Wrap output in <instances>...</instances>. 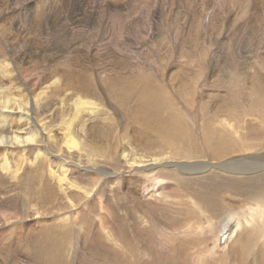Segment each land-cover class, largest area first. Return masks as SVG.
Segmentation results:
<instances>
[{
  "label": "bare ground",
  "instance_id": "bare-ground-1",
  "mask_svg": "<svg viewBox=\"0 0 264 264\" xmlns=\"http://www.w3.org/2000/svg\"><path fill=\"white\" fill-rule=\"evenodd\" d=\"M51 1L44 11V0H0V264H247L254 248L252 264H264V53L248 68L210 70L200 91L207 50L171 49L178 62L169 66L168 47L150 54L178 32V17L156 21L154 1L83 0L77 10L74 0ZM240 2L251 18L264 14L258 0ZM140 9L150 10L149 31L145 18L129 27ZM208 10L188 17L198 45L215 32ZM96 17L113 39L88 26ZM198 94L214 100L203 129L175 103L185 96L194 106ZM132 124L143 149L122 134ZM186 210L196 227L183 224Z\"/></svg>",
  "mask_w": 264,
  "mask_h": 264
},
{
  "label": "rangeland",
  "instance_id": "rangeland-1",
  "mask_svg": "<svg viewBox=\"0 0 264 264\" xmlns=\"http://www.w3.org/2000/svg\"><path fill=\"white\" fill-rule=\"evenodd\" d=\"M127 0H125V1H123V3L124 2H126ZM151 1V0H150ZM152 1H154L153 3H152V5L150 6V8L152 9V11H154V12H156V14L157 15H159V19H156V21H161V20H165V18H167V21H170L171 19H174V21L176 22V18L178 17V20H177V24L176 25H178V26H176V27H178L177 29V31L178 32H176L175 33V35L177 36V38H176V36L174 37V41L172 40H170V42L168 43V45L167 44H165L164 46H163V48H154V49H151L150 50V54H152V53H156V49H159V50H161L160 51V53H162V52H165V49L168 47V52H167V54H166V56L165 57H163V62H162V64L163 65H168L169 66V64L171 63V62H178V60H177V58H176V56H177V54H174L173 55V53H171V49H174V50H177V51H179L181 48L180 47H182L183 45H185L186 46V48L188 49V50H192V51H194L193 52V54H197V53H200V51L202 52V51H204V50H207L208 52L206 53V57L208 58V60L211 62L209 65H208V70H207V73H203L202 74V77H200L199 78V82H197L196 83V86L198 87L197 89H199L200 91H203L204 89H207L206 88V85H208V83H207V81H205V79L207 78V75H213L214 73H211L210 72V70H212V69H214V68H216V67H221V69H223V70H225L226 68H229L228 66H229V63H232V61H235L237 64L238 63H240V62H242V63H240L239 65L242 67V66H244V67H247L248 68V66H250V63H251V56L253 55V54H255V53H264V31H263V29H264V14H260V15H258L257 16V18L256 19H253V18H251L250 17V12H252V11H249V12H247L246 13V11L245 10H243V9H245V6H243V4L240 2V3H238L239 2V0H238V2H229V1H227L226 0V2H225V5H224V2L223 3H218L216 0L214 1V0H185V1H183V0H179V1H176L175 3H174V5H173V7L171 8L170 7V4H166L167 6H165L166 7V9L164 8V7H162L161 8V6H160V4H159V0H152ZM206 1V2H205ZM225 1V0H224ZM183 2V3H182ZM216 2V3H215ZM260 2H261V4H260ZM52 1L51 0H44V2L42 3V8H45V9H43L44 11L45 10H48L49 9V7L52 5ZM157 3V4H156ZM229 5H228V4ZM231 3V4H230ZM237 3V4H236ZM258 5H257V7H259V8H264V0H258ZM82 4H83V0H74V9L75 10H77L79 7H80V5L82 6ZM155 4V5H154ZM198 4L200 5V6H198ZM202 4H205V5H207L208 6V11H207V17H209L210 18V21H211V23H213V24H215V32L213 33V35L209 38V40L211 41V43L210 44H208L207 42H205L204 44H203V42L202 43H199V45H198V43L197 42H195V40L193 39V37H192V35H194V33L195 32H193L192 30L193 29H190L191 27L189 26V15L191 16V15H195L196 13L198 14V12L200 11V8L202 7ZM217 4H218V6H217ZM239 4H241V5H239ZM241 7V9H240V7ZM198 6V7H197ZM254 5L251 3V7H253ZM262 6V7H261ZM156 7V8H155ZM158 7V8H157ZM179 7V8H178ZM182 7H183V9H182ZM195 7V8H194ZM210 7V8H209ZM214 7V8H213ZM234 7V8H233ZM243 7V8H242ZM160 8H161V11H160ZM178 8V9H177ZM186 10H185V9ZM221 9V10H220ZM236 9H238V10H236ZM141 10V11H140ZM139 10V12H136V14H134V15H132V17H130V20H128V24H129V27H134L135 25H136V27H137V25H138V21H140L139 19L141 18V22H143L145 19H146V23H145V28L147 29L148 28V31L150 30V25H152V23H151V19H152V16H151V13H148V12H150V10L149 11H142V9H140ZM168 12H167V11ZM173 11V13H170V11ZM182 10V11H181ZM184 10V11H183ZM190 10V11H189ZM215 10V11H214ZM242 10V11H241ZM177 11H179V12H177ZM233 11V12H232ZM245 11V12H244ZM56 12H58V13H56ZM62 12H64V11H62L61 10V8H57L56 10H55V13H56V15H60V14H62ZM144 12V13H143ZM147 12V13H146ZM241 12V13H240ZM141 13V14H140ZM214 13V14H213ZM140 14V15H139ZM247 14V15H246ZM89 15V14H88ZM175 15V16H174ZM178 15V16H177ZM84 16V14L81 16V17H83ZM141 16V17H140ZM137 17V18H136ZM54 17H51V20L55 23V25H58V24H60V23H58L60 20H62V17H60L59 19H53ZM85 18H86V15H85ZM145 18V19H144ZM219 18V19H218ZM249 18V19H248ZM98 19H99V17H96V18H94L93 20H90L89 21V23H88V26L90 27V28H94L95 26L97 27V25H98V29H100V30H105V31H103V33H105V36L107 35L108 37L107 38H112L113 36V32H112V30L110 29V30H107V28L105 27V24L104 23H102V22H100V21H98ZM150 19V20H149ZM169 19V20H168ZM217 19H218V21H217ZM229 19V20H228ZM58 21V22H57ZM132 21H133V23H132ZM136 21V23L134 24V22ZM208 21V20H207ZM223 21V22H222ZM262 23H261V22ZM88 22V21H87ZM230 22V23H229ZM53 23V24H54ZM100 23V24H99ZM188 23V24H187ZM31 25L30 24V22H28L27 23V25ZM90 24V25H89ZM217 24V25H216ZM219 24V25H218ZM224 24V25H223ZM229 24H230V26H229ZM244 24V25H243ZM133 25V26H132ZM187 25H188V27H187ZM225 27V28H223V26ZM59 26V25H58ZM92 26V27H91ZM111 26V25H110ZM110 26L108 27V29L110 28ZM172 26V25H171ZM181 26H183V27H181ZM228 26H229V28H228ZM245 26V27H244ZM127 28V30H128V32L123 36V39H124V37H126L127 36V34H129L130 33V28ZM106 28V29H105ZM179 28H181V29H179ZM188 28V29H187ZM217 28H218V30H217ZM221 28H223V30L221 29ZM232 28V29H231ZM235 30H234V29ZM259 28V29H258ZM236 29H237V31H236ZM257 29V30H256ZM263 31H261V30ZM233 30L235 31L234 33H233ZM241 30V31H240ZM257 32H256V31ZM38 31H40V29H39V27H38ZM220 31H222V33L220 34ZM180 32V33H179ZM226 32V33H225ZM241 32V33H240ZM262 32V33H261ZM48 33H53L52 32V30H50V29H48ZM84 33H85V35L82 37V39H84V40H86L85 39V37L86 38H88V36H87V32H86V29H84ZM174 33V31L172 32V34ZM239 33V34H238ZM218 34L219 35H221V36H219V37H221L222 39H223V37H224V39H225V37H228L229 39H231L232 40V42H233V44H231V40L229 41V43L228 44H231L233 47H231V45H229V50L231 49V51H227L228 49H227V46H223L222 45V39H220V42L216 39L217 38V36H218ZM226 34V35H225ZM234 34V35H233ZM236 34V35H235ZM230 35H232V36H230ZM134 35H131L130 37L128 36V38H130V39H132V40H134L135 41V39H136V35L133 37ZM235 36V37H234ZM53 37V35H51L50 36V42H51V44L54 46V47H56V48H58V49H63V47L64 46H62V44H63V40H61V38H60V36L58 37V38H60V39H58V40H55V38L53 39L52 38ZM134 38V39H133ZM186 38V39H185ZM261 38V39H260ZM113 39V38H112ZM180 39H182V40H180ZM240 39V40H239ZM88 40V39H87ZM189 40V41H188ZM216 40V41H215ZM239 40V41H238ZM60 42V43H56V42ZM182 41H184L183 43H185V44H183L182 43ZM193 41V42H192ZM216 42V43H215ZM239 42V43H238ZM172 43V44H171ZM180 43V44H179ZM261 43V44H260ZM56 44H58V46L56 45ZM202 45V47H201V45ZM219 45V46H217V45ZM260 44V45H259ZM182 45V46H181ZM190 45V46H189ZM212 45H214V46H212ZM209 46H210V48H209ZM212 46V47H211ZM194 48V50L192 49V48ZM203 47H204V49H203ZM207 47V48H206ZM224 47V48H223ZM222 48V49H221ZM257 48V49H256ZM219 49V50H218ZM225 49V50H224ZM255 52H254V51ZM263 50V51H262ZM52 51H54V48H53V50ZM241 51V52H240ZM196 52V53H195ZM234 52V53H233ZM248 52V53H247ZM211 53H212V55H211ZM253 53V54H252ZM214 54V55H213ZM234 54V55H233ZM248 54V56H246ZM208 55H209V57H208ZM225 55H227V56H225ZM231 55H233L232 57H231ZM230 56V57H229ZM237 58H236V57ZM211 57V58H210ZM229 57V58H228ZM241 57V58H240ZM249 57V58H248ZM172 60H171V59ZM219 58V59H218ZM246 58V59H245ZM220 59H222V61L220 60ZM228 59H230V60H228ZM234 59H236V60H234ZM212 60V61H211ZM215 62H214V61ZM225 60V62H223ZM245 62H244V61ZM171 61V62H170ZM238 61H240V62H238ZM220 62V64H217V63H219ZM227 62V63H226ZM228 65V66H227ZM247 65V66H246ZM224 68H223V67ZM109 68V67H108ZM179 70H182V68H172L171 69V73L172 72H175V71H178L179 72ZM189 73H194L195 72V70H196V68L195 67H189V68H187L186 69ZM223 70H221L222 72H223ZM215 72V73H218V75L219 74H221L222 72ZM249 71V70H248ZM111 72V71H110ZM109 72V73H110ZM180 74V73H179ZM207 74V75H206ZM204 76V77H203ZM218 78V76H216L214 79H217ZM204 83V84H203ZM206 83V84H205ZM220 84H224L223 82L221 83L220 82ZM222 89H223V87H222ZM167 90H168V88H167ZM199 91V92H200ZM224 92H225V90H224ZM198 97L196 98V102H195V104H194V106H191V105H193V104H191L192 103V101L190 100V99H188V98H186L185 96L184 97H182V98H177V100L175 101V103L177 104V107L179 108V114H180V116L182 117L183 115V119L188 123V124H190V126H192V127H196L197 125V127L196 128H198V129H203V127H204V124L206 123V122H209V114L207 113V110H209V108H211L212 107V105H213V98H208V97H204V96H202L201 94H198L197 95ZM188 101H187V100ZM187 101V102H186ZM191 102V103H190ZM202 102H205V108H206V110L204 109V107H202ZM257 108V107H256ZM245 109H246V107H245ZM251 113V114H250ZM264 113V112H263ZM244 114H249L250 116L248 117L249 119H252V118H256L257 120L258 119H260L259 117H260V115H261V117L263 116L261 113H260V111H257L256 109H254L253 111L252 110H248V109H246L245 111H244ZM253 114L255 115V116H253ZM258 116V117H257ZM186 117V118H185ZM262 118H264V116L262 117ZM206 121V122H205ZM258 122H259V120H258ZM263 125V124H262ZM135 126H137V125H135ZM201 126H203V127H201ZM128 129V130H127ZM125 130L126 131H123L122 132V134L124 135V136H127V138H130V140H131V142H132V144H134V146L139 150V149H141L142 147L140 146L141 144H140V142H138L137 140H138V138H137V129H136V127H134V125L132 124V126L130 125V127L128 128V127H126L125 128ZM135 137V138H134ZM135 139V140H134ZM138 144H140V145H138ZM138 147H140V148H138ZM143 149V148H142ZM189 211L191 212V213H189ZM186 215H185V217L187 218L186 220H185V222H183V224H186V223H188L187 225H186V227H189V226H192V227H196L199 223V221H198V216L197 215H195L194 213H192L193 211H191V210H186ZM188 214H190V216L194 219H192V218H190V216L188 217L187 215ZM194 214V215H193ZM193 215V216H192ZM196 217V218H195ZM190 218V219H189ZM199 219H200V221H201V218L199 217ZM203 220V219H202ZM192 223H195V224H193L192 225ZM204 223H205V225L207 224V222H205V220H204ZM221 236H223V234L221 233L220 234V237ZM160 237V235H158L157 237H156V240L158 239ZM170 237V238H169ZM168 237V239L169 240H171V241H174L175 240V237H172V236H169ZM19 245V246H18ZM15 248L18 250V248H19V250L20 249H24L25 250V248L23 247V245L22 246H20L21 244H18ZM198 248V247H197ZM197 248H194V249H197ZM255 250H257V248H254ZM255 250H252V251H250V252H248V253H244V254H246V255H242V257L241 258H243V260L245 259L246 261H248L247 262V264L248 263H250V264H252L253 263V259H254V257L255 256H257L258 255V253H256L255 254ZM193 251V250H192ZM191 251V252H192ZM34 255V253L33 252H28V251H25V252H22L21 251V257L22 258H24L25 256H30L31 258L32 257H34L33 256ZM255 255V256H254ZM5 256V257H4ZM7 256L8 255H0V260H5V259H7ZM252 257V259H250ZM76 258H78V259H76L75 261H74V263L73 264H85L84 262L86 261H83L82 260V258L81 257H76ZM246 258H248V260L246 259ZM36 258L34 257V260H35ZM9 264H19V263H14L13 261H10L9 260Z\"/></svg>",
  "mask_w": 264,
  "mask_h": 264
}]
</instances>
